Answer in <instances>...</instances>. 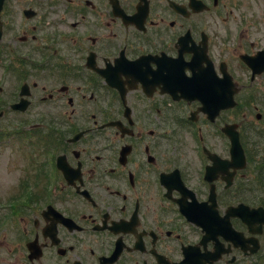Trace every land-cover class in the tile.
<instances>
[{"label":"flooded vegetation","instance_id":"obj_1","mask_svg":"<svg viewBox=\"0 0 264 264\" xmlns=\"http://www.w3.org/2000/svg\"><path fill=\"white\" fill-rule=\"evenodd\" d=\"M233 1L4 0L0 120L24 84L41 111L0 122L27 160L6 180L0 264H264V192L224 130L249 164L264 71L242 56L264 41Z\"/></svg>","mask_w":264,"mask_h":264},{"label":"rangeland","instance_id":"obj_2","mask_svg":"<svg viewBox=\"0 0 264 264\" xmlns=\"http://www.w3.org/2000/svg\"><path fill=\"white\" fill-rule=\"evenodd\" d=\"M233 8L234 18L236 19L234 21L235 25L238 26L240 24V26H242L244 22L249 23L253 26V30L259 31L264 41V0H237V2L233 1ZM4 97L7 102L2 108L3 114L0 120L1 124L3 123L4 125H9V128H16V125H18L17 122L19 120H24L27 118H29L30 120V118H32L34 114L36 116L34 121H36L39 116V112L41 111V107L39 105L40 100L34 99L36 101L35 104L31 106L30 109L28 108L29 110L27 109L28 115L20 113L17 115L9 111L11 110V105L17 106L18 103L22 100L20 99L18 100V102L13 101L9 93H5ZM23 97L25 99H29L25 96ZM243 99L244 97H241V100ZM257 99L264 101L262 99V95L260 96V98ZM243 111H245V109H243ZM262 124V126H264V122H262ZM18 128L20 130V125L18 126ZM5 139L0 142V201L3 202H6L11 199L13 194V192H9L13 183L7 185L6 180L10 178H12V180H14L15 178L17 179L18 172H20L21 170L20 168L27 163L26 158L23 157V151L21 150V147H23L21 145V141L13 138L11 135L6 136ZM250 170V174H252L253 179L255 173L252 169V166H250ZM5 209L6 205H4V212L6 211ZM1 233L5 235L6 233H8L9 235H11L9 232L2 229L0 230V234Z\"/></svg>","mask_w":264,"mask_h":264},{"label":"water","instance_id":"obj_3","mask_svg":"<svg viewBox=\"0 0 264 264\" xmlns=\"http://www.w3.org/2000/svg\"><path fill=\"white\" fill-rule=\"evenodd\" d=\"M255 64H256V62L252 63V66H254ZM241 149L242 148H240V142L238 140V136H236V138L233 140V156H234V159L237 160V155L241 154L242 155V159L245 162V159L243 158V152H242Z\"/></svg>","mask_w":264,"mask_h":264},{"label":"trees","instance_id":"obj_4","mask_svg":"<svg viewBox=\"0 0 264 264\" xmlns=\"http://www.w3.org/2000/svg\"><path fill=\"white\" fill-rule=\"evenodd\" d=\"M258 167L264 169V156H263V161H261L258 165ZM260 174L264 175V170H260Z\"/></svg>","mask_w":264,"mask_h":264}]
</instances>
